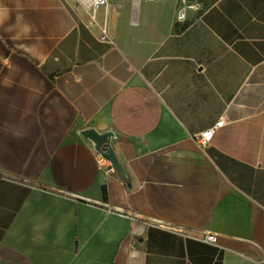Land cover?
<instances>
[{"label": "crops", "instance_id": "obj_1", "mask_svg": "<svg viewBox=\"0 0 264 264\" xmlns=\"http://www.w3.org/2000/svg\"><path fill=\"white\" fill-rule=\"evenodd\" d=\"M179 6L0 0V264H264V0Z\"/></svg>", "mask_w": 264, "mask_h": 264}, {"label": "built area", "instance_id": "obj_2", "mask_svg": "<svg viewBox=\"0 0 264 264\" xmlns=\"http://www.w3.org/2000/svg\"><path fill=\"white\" fill-rule=\"evenodd\" d=\"M79 6H82L86 10L90 11L93 16L96 12L101 9H107L112 4L114 0H73ZM205 9V0H180V6L177 12V19L179 22H186L188 18V12H202ZM107 30L103 28V38L106 36ZM225 121L223 119L219 120L213 128L205 130L195 137V141L200 150H205L209 147L214 137L215 131L223 127ZM109 164V172L114 173L115 170L109 160H107L102 153H100V164L104 166ZM206 242H209L213 245H217L218 238L215 234H209L206 236Z\"/></svg>", "mask_w": 264, "mask_h": 264}, {"label": "water", "instance_id": "obj_3", "mask_svg": "<svg viewBox=\"0 0 264 264\" xmlns=\"http://www.w3.org/2000/svg\"><path fill=\"white\" fill-rule=\"evenodd\" d=\"M83 134L87 139H90L95 144L96 150L102 153L103 156L111 162L119 178L125 180V170L109 142V139L112 137V134L110 132L99 133L95 129H87L84 131Z\"/></svg>", "mask_w": 264, "mask_h": 264}, {"label": "bare ground", "instance_id": "obj_4", "mask_svg": "<svg viewBox=\"0 0 264 264\" xmlns=\"http://www.w3.org/2000/svg\"><path fill=\"white\" fill-rule=\"evenodd\" d=\"M102 10V9H101ZM104 10V9H103ZM106 10H108V8L106 9Z\"/></svg>", "mask_w": 264, "mask_h": 264}]
</instances>
